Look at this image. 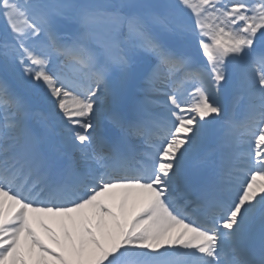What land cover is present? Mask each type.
I'll return each mask as SVG.
<instances>
[{"label": "snow or ice", "instance_id": "obj_1", "mask_svg": "<svg viewBox=\"0 0 264 264\" xmlns=\"http://www.w3.org/2000/svg\"><path fill=\"white\" fill-rule=\"evenodd\" d=\"M0 264H264V0H0Z\"/></svg>", "mask_w": 264, "mask_h": 264}]
</instances>
